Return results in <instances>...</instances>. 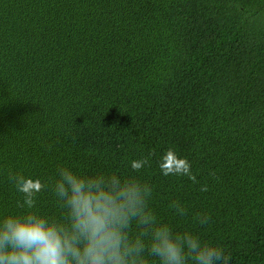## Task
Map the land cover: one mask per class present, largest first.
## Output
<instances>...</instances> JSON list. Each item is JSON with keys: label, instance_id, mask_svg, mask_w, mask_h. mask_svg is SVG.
I'll use <instances>...</instances> for the list:
<instances>
[{"label": "trees", "instance_id": "obj_1", "mask_svg": "<svg viewBox=\"0 0 264 264\" xmlns=\"http://www.w3.org/2000/svg\"><path fill=\"white\" fill-rule=\"evenodd\" d=\"M168 148L195 180L160 175ZM142 156L163 219L264 264V0H0V211L21 198L9 173ZM36 207L61 214L49 188Z\"/></svg>", "mask_w": 264, "mask_h": 264}, {"label": "clouds", "instance_id": "obj_2", "mask_svg": "<svg viewBox=\"0 0 264 264\" xmlns=\"http://www.w3.org/2000/svg\"><path fill=\"white\" fill-rule=\"evenodd\" d=\"M148 166L142 156L128 162L127 173L88 174L69 166H59L48 180L9 173L21 198L18 210L0 211V264H230L222 246L158 214L155 185L137 175ZM157 168L161 176L195 180L191 162L173 148L160 155ZM45 188L56 198L59 217L36 207ZM167 207L176 217L188 215L180 199L169 198ZM192 219L202 225L208 215L197 211Z\"/></svg>", "mask_w": 264, "mask_h": 264}]
</instances>
